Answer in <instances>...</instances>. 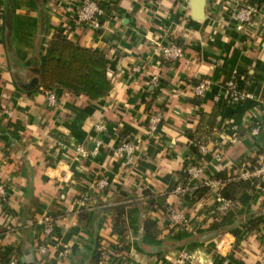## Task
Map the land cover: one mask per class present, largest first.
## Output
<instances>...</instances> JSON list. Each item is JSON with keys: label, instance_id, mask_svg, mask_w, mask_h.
Segmentation results:
<instances>
[{"label": "crops", "instance_id": "crops-1", "mask_svg": "<svg viewBox=\"0 0 264 264\" xmlns=\"http://www.w3.org/2000/svg\"><path fill=\"white\" fill-rule=\"evenodd\" d=\"M75 1L0 0V184L8 194L6 208L0 204L1 250L17 255L19 249L27 264H90L101 238L120 251L106 252L99 264H171L182 251L197 253V264H264V194L250 181L251 193L239 195L221 217L212 191L173 192L180 184L176 174L194 162L197 139L205 145L206 177L238 182L247 161L264 154V0L214 7L207 0H103L97 32L74 23ZM242 4L258 12L238 30L230 11ZM59 32L105 53L112 83L105 97L56 89L57 102L48 106L32 70ZM168 39L183 48L179 61L158 54L156 45ZM153 74L158 89L148 84ZM199 79L211 83L202 98L193 93ZM229 82L249 97L215 102ZM156 113L161 123L151 139L145 122ZM97 122L103 132L94 129ZM254 127L258 134L250 133ZM125 140L138 150L127 166L113 154ZM78 144L89 151L98 144L96 156L75 158ZM94 172L107 181L98 192L89 189ZM145 191L167 194L166 200L154 204ZM121 204H129L120 206L122 236L112 232ZM146 205L160 231L154 239L143 233ZM169 210L186 214L188 225L170 224ZM81 211L88 212L83 219ZM45 215L53 218L55 235L53 248L41 256L38 220ZM64 248L71 251L59 256L56 250Z\"/></svg>", "mask_w": 264, "mask_h": 264}, {"label": "built area", "instance_id": "built-area-1", "mask_svg": "<svg viewBox=\"0 0 264 264\" xmlns=\"http://www.w3.org/2000/svg\"><path fill=\"white\" fill-rule=\"evenodd\" d=\"M211 6H217L220 2L226 0H207ZM102 2L103 0H76L74 6V23L82 28L97 32L101 29V17H102ZM1 9V7H0ZM257 8L249 6L247 4L239 5L230 11V16L233 20L237 22L236 28L238 30L244 29L252 20L253 16L257 13ZM1 20V12H0ZM67 35V34H66ZM156 48L158 54L164 61L176 62L183 57V48L174 40L168 39L164 44H157ZM133 71H139L138 65H135L132 69ZM148 84L153 89H158L160 81L157 74L150 76ZM210 81L205 79H199L193 84V93L196 97L202 98L203 95L210 88ZM223 95H215L213 100L215 102H241L247 99L249 96L236 89V87L231 83L225 84L223 87ZM47 104L50 107H54L57 102V97L53 91L44 90ZM161 123L160 114L149 115L145 122V130L148 138L153 139ZM94 129L98 132H103L105 130V125L101 122L94 124ZM251 134L255 135L259 133V128L254 127L250 131ZM98 143V142H97ZM59 145H62L59 143ZM197 150L200 157L194 159V162L189 164L185 169L184 173L187 176V183L182 185L181 183L173 191L174 193L184 194L188 193L191 195L190 191L194 190L195 187L189 186H202L207 187L208 190L212 191L214 194L215 201V213L218 217L223 216L228 210L233 209L236 204L226 198L223 189H219L220 183L215 178L204 176L205 163L202 161V157L205 155V145L200 141L196 142ZM74 157L80 159L89 160L96 156L98 151V144L91 151L87 150L84 145L78 144L73 148ZM137 147L132 141H122L116 145L114 148V156L120 159L124 165H132L134 155L137 153ZM94 181L90 186L91 190L101 191L107 186V181L104 178H100L99 173L94 172ZM237 178L243 181H250L256 192L264 194V154H258L256 156L255 165L243 166ZM194 183V185H191ZM190 184V185H189ZM89 192V190H88ZM89 197L88 193H84V199ZM84 199L80 204H84ZM8 200L7 185L0 184V204L6 208ZM168 220L170 224L175 226L186 227L189 223V219L182 211L169 210ZM38 224L42 226V240L38 244L36 252L38 255L46 256L53 248V236H54V220L51 216L45 215L38 220ZM56 248V245H55ZM71 250L69 248H64L62 251H57L59 256L66 255ZM262 252L264 253V244L262 246ZM199 260V255L195 252H179L171 261V264H197ZM14 260H11L9 264H14Z\"/></svg>", "mask_w": 264, "mask_h": 264}, {"label": "trees", "instance_id": "trees-1", "mask_svg": "<svg viewBox=\"0 0 264 264\" xmlns=\"http://www.w3.org/2000/svg\"><path fill=\"white\" fill-rule=\"evenodd\" d=\"M32 74L37 78V83L41 87L40 91L61 89L66 94L76 97L83 96L91 100L105 97L112 88V83L108 78V65L105 53L97 49L84 47L77 41L68 39L66 35L60 32L54 34L48 41L39 63L32 70ZM196 141L203 143L200 139ZM197 157H200V155L196 146L194 159ZM255 162L256 158L254 157L247 161V166L255 165ZM176 175L182 185L187 183L188 179L184 172H178ZM216 179L227 188V190L223 189V192L226 198L233 202L239 195L251 193L250 186L246 184V181L229 182L228 178L222 174L217 175ZM191 185H194V183ZM190 187H195L194 190L190 191L192 196H201L208 191L207 187L195 185L188 188ZM142 196L144 199L153 198L154 204H160L165 202L167 194L154 196L145 191ZM148 210L149 206L148 208L147 205L146 207L144 206L143 233L147 237L154 239L159 236L160 231L156 222H154V217L149 214ZM87 214V211H81L78 217L83 219ZM123 217L124 208H117L114 211L113 218L112 232L114 235L122 236L125 233L126 228ZM118 251H120L119 248L110 249L108 243L98 238L96 240L95 254L91 258L90 264H99L106 252L116 253ZM19 255H21L19 249L16 255L11 252H3L0 248V264H9L11 260H14V264H27L20 260Z\"/></svg>", "mask_w": 264, "mask_h": 264}, {"label": "water", "instance_id": "water-1", "mask_svg": "<svg viewBox=\"0 0 264 264\" xmlns=\"http://www.w3.org/2000/svg\"><path fill=\"white\" fill-rule=\"evenodd\" d=\"M127 205H129V204H121V205H119L118 207H120V206H127ZM116 208V206H112V207H109L108 209H115Z\"/></svg>", "mask_w": 264, "mask_h": 264}]
</instances>
